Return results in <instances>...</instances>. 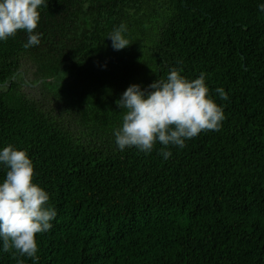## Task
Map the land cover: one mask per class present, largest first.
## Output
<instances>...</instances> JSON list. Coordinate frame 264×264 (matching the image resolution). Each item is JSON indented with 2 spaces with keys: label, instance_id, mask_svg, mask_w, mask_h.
Here are the masks:
<instances>
[{
  "label": "trees",
  "instance_id": "obj_1",
  "mask_svg": "<svg viewBox=\"0 0 264 264\" xmlns=\"http://www.w3.org/2000/svg\"><path fill=\"white\" fill-rule=\"evenodd\" d=\"M260 2L47 0L39 45L24 48L23 31L0 42V86L16 56L28 55L34 80L78 130L0 89V147L27 150L57 211L52 228L36 234L35 260L10 248L0 250V264H264ZM121 24L131 44L116 51L106 36ZM172 67L189 79L206 73L224 107L222 128L171 147L167 160L159 144L148 155L119 151L116 101Z\"/></svg>",
  "mask_w": 264,
  "mask_h": 264
},
{
  "label": "clouds",
  "instance_id": "obj_2",
  "mask_svg": "<svg viewBox=\"0 0 264 264\" xmlns=\"http://www.w3.org/2000/svg\"><path fill=\"white\" fill-rule=\"evenodd\" d=\"M46 4L47 0H0V42L23 31L27 35L24 48L39 45L41 33L36 29L40 9ZM258 11L264 13V0L258 4ZM126 32L121 24L106 36L113 50L131 44ZM215 93L222 101L228 99L222 87ZM116 104L122 111L121 123L112 133L116 148L121 152L135 148L148 155L159 144L165 160L172 156L171 147L182 149L187 140L201 132L220 131L225 120L224 107L215 102L206 73L189 79L176 67L147 88L129 85ZM0 170L4 171L0 179V250L12 248L35 260L36 234L52 228L57 211L48 203L50 194L34 181V164L26 149L12 144L0 147Z\"/></svg>",
  "mask_w": 264,
  "mask_h": 264
},
{
  "label": "rangeland",
  "instance_id": "obj_3",
  "mask_svg": "<svg viewBox=\"0 0 264 264\" xmlns=\"http://www.w3.org/2000/svg\"><path fill=\"white\" fill-rule=\"evenodd\" d=\"M16 62V69L11 81L5 83V86H0V89L27 99L40 110L59 117L72 130L78 131L74 126L75 120L69 117L66 108L58 103L50 93L42 90L39 82L34 80V64L30 57L24 53H19L16 56Z\"/></svg>",
  "mask_w": 264,
  "mask_h": 264
}]
</instances>
